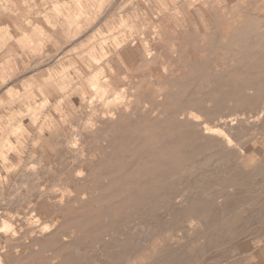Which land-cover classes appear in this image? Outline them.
<instances>
[{"label":"bare ground","instance_id":"bare-ground-1","mask_svg":"<svg viewBox=\"0 0 264 264\" xmlns=\"http://www.w3.org/2000/svg\"><path fill=\"white\" fill-rule=\"evenodd\" d=\"M207 4L210 3L175 0L169 6L176 12L181 13L186 8L192 15L199 16L202 19L199 26L202 24L205 27L199 36L204 49L210 55L213 50L211 46L218 44L220 57L224 53H231L230 57L226 56L230 59L229 63H213L207 67L204 76L193 78L186 83L185 88L178 78L175 82L178 91L173 93V103L167 104L163 93H160L156 96L154 107L139 113L132 97H136L135 101L140 100V90H148L145 84L135 80L134 76L130 79L128 71L122 73L127 85L118 86L114 75L104 77L102 83L99 77L109 68L115 74L117 68H113V63L124 59L122 49L127 44L136 51V70L142 67L141 64L148 67L161 60V72L167 74L171 60L181 65L184 57L190 58V53L182 48L184 34L181 21L176 24L180 25V30H175L178 32L175 37L178 43L172 40L168 47L161 30L136 32L138 35L130 39L132 31L128 34L110 26L108 29L112 30L101 45L88 51L85 64L92 78L89 86L97 92L94 97L99 94L104 99L106 96L104 104L102 101L100 103L104 107L112 103V107H105L106 110L95 121V125L103 126L100 131L105 129L113 133L106 143V148L110 149L108 155L78 158L83 163L76 167L74 177L79 184L83 182L84 188L78 193L79 204L76 205L73 220H59L63 206L75 202L72 200L74 191L69 186L58 191L62 196L55 200L56 196L53 193L50 196V191L37 194V197L46 199L57 210L53 220L41 221V216L32 209L33 224L31 219L29 224L28 217L25 219L27 224H24L17 211L0 212V264H22L27 258L44 254L48 248L53 251L51 264H91L92 261L112 264L124 255L138 264H143L149 258L154 260V264H197L193 258L197 254L194 247H172V233H180V238L191 243L201 242L210 248L217 237H234L246 230L247 223L264 218V199H249L247 195L257 186L264 187V172L260 171V166L264 165V0H240V3L235 4L239 12L231 13L233 21H225L223 30L219 29L221 32L215 36L206 35L210 23L205 16L213 17L206 9ZM216 16L217 13L214 19ZM221 16L219 18L223 20ZM120 17V22H123L124 16ZM219 22L215 20V23ZM187 33L188 38L191 34ZM140 44L145 47L143 52L140 51ZM195 54L197 57L200 53ZM235 60L239 65L228 74L225 73L223 68L232 66ZM195 65L198 68L195 70H205L202 60H198ZM109 87L112 93L107 92ZM106 92L110 97H107ZM96 99L93 107L98 103ZM93 115L96 116L95 113ZM92 117L89 114L87 118ZM86 119L84 132L78 133L80 139H65L64 148L67 152L84 153L85 146L82 142V146L79 145L81 136L84 137L82 140L89 141L100 132L95 131L94 124L88 125ZM21 129L23 133L36 134L37 137L41 132L30 126ZM20 136L15 146L18 148L17 154H12L13 139L12 146H9L6 137L0 139V175L3 178L11 172L6 169H12L10 163H5L6 158L16 162L15 156L22 157L19 152H23L24 139ZM256 146L262 149L261 153ZM252 159L255 160L253 166H247L246 162ZM46 164L49 166L50 163ZM92 165L109 171L102 175L107 178V182L104 180L106 183L93 180V186L88 187L87 177L90 174L87 169ZM27 174L22 171L20 176ZM35 174L29 173L30 180ZM197 187H201L200 192L190 195ZM208 187L219 191L215 194L214 190L208 191ZM228 188L239 190L230 195L222 194ZM212 199L218 204L214 205ZM32 201L27 203L31 208L36 205L37 199ZM245 202L253 205L248 214L236 210ZM221 214L225 217L222 218ZM102 217L109 221L102 226L91 223L92 218ZM185 223L193 230L191 237L183 233ZM195 223L197 225L194 227ZM72 225L82 228L85 233L95 230L102 235V239L86 243L80 237H73L70 234ZM158 232L164 235L161 242H148V246H142L135 252L137 243H146L150 234ZM50 243L56 247L54 250L49 247ZM93 243L105 250L102 256L87 254Z\"/></svg>","mask_w":264,"mask_h":264},{"label":"rangeland","instance_id":"rangeland-1","mask_svg":"<svg viewBox=\"0 0 264 264\" xmlns=\"http://www.w3.org/2000/svg\"><path fill=\"white\" fill-rule=\"evenodd\" d=\"M23 1L27 9L25 11L26 14L23 13L22 16L21 13H16L18 7L16 2L12 0H0V139L4 137L9 139L7 141L9 142V146H12V142L14 141V150L12 154H17L18 148L15 146L20 135L24 140L30 137L37 138L36 134L32 136L27 132L23 133L21 128L26 129L30 126L35 130L40 129L41 132L38 137H50L51 139H49V145L43 148L40 147L39 143L41 142L34 143V151L28 153L27 150L30 149L31 145L29 144L30 142H27L28 144L24 147V151L22 153L19 152V154H22V159L17 158L16 162L6 158L5 163H10L9 165H12V169H6L7 171H15L19 173V175L22 174V171H26L28 174H36L33 176L32 180L28 177H24L23 180H27L26 184L22 183V186L20 184L16 187L13 185L9 193L5 191L0 194V212L4 213L8 211V208L10 209L15 206L14 203L8 204L10 196L17 201L18 199L23 200L25 195L30 193L29 195H31L32 198L35 196L36 199H40L42 204L48 201L42 197H37L38 192L47 193L50 191V196H53L51 193L56 196L54 197L55 200L62 196L59 192L66 186H69L74 191L73 199H71L75 200V202L69 203V206H63V210L59 215V220L64 222L71 218L73 220V215L77 207L76 205L79 204L78 193L84 188L83 182L79 184L74 177L76 167L83 163L80 159L87 158L89 155H91L90 157L96 156L97 158L100 156L104 157L106 153L108 155L107 151L110 150L106 148V143L108 142L107 140L112 138L113 133L105 129L100 131V127L103 126L95 125V121L99 119L106 108L112 107V103L109 106L105 105V108L102 104H104L103 101L106 96L104 99H101L99 94L94 97L97 92L91 89V85L89 86L92 78L90 77L91 74H89L90 70L86 68L87 65L85 64V62L88 61V51L91 48L99 47L102 40L106 38L110 33L109 31L112 30L108 28L110 26H115L116 31H123L128 34L132 31L129 35L130 39L138 35L136 32L143 30L150 31L153 29L161 30L166 41L165 44L168 47L171 41L175 40V37L178 35V32L175 30H180V25L177 26L176 24L179 21L182 22L181 30H183L182 32L184 34L181 42L182 48L186 53H190V58L187 57V59L184 57L182 63H180L181 65L171 60L170 65L167 67V74L161 72L163 63L161 60L154 62L148 67H146L145 64H141L142 67L136 70L134 66V61L137 59L136 51L127 44V46H125L126 50L124 48L122 49L124 59H122L121 62L118 61L113 63V68H117L115 74L112 73L109 68L99 77V82L101 81L100 83H102L104 77H111L114 75L113 79H115L114 81L117 82L118 86L122 84L127 85L123 79L124 76L122 73L128 71L130 79L134 76L135 80H140L142 84H145L148 90H140V93H142V97L139 98L140 100L135 101L136 97H132L133 103L137 106V111L139 113L144 112L147 108L154 107L157 103L156 96L160 93H163L167 104L173 103V93L178 91V85H175V82L180 80L185 88L186 83H189L193 78L204 76L207 67L211 66L213 63L219 64L222 61H224V63H229L230 59L226 56L230 57L231 53H224V55L220 57L218 44H213L211 46L213 50L209 55L208 51L203 47L202 39L199 37L200 32H202L201 30L205 28L202 24L199 26L202 19L199 16L192 15L186 8L181 10V13L179 11L176 12L175 9H170L169 4L173 5L175 0ZM193 1L196 4L204 1L210 3L207 4L206 9L213 17L205 16L209 19L210 23L208 31L206 30V35L208 36H215L217 32L220 33V30H223L222 28L226 25V22L231 23L233 21L231 13L239 12L238 7L235 8V4H238V2L240 3V0ZM231 2H233V4ZM234 8L235 10H233ZM216 13L217 16L214 19ZM221 14L223 20L219 18ZM122 15L124 16V21L120 22V16ZM132 15L134 16L132 17ZM134 17H136V20H134ZM215 20L221 22L215 23ZM153 25H155L154 28ZM182 26L184 28H182ZM187 32L191 34L188 38ZM175 41L178 43V40ZM144 50V45L142 44L141 46L140 44V51L143 52ZM195 53H197V55L200 53L201 55L199 54V56L196 57ZM198 60H202L203 67L205 68L204 71L200 69L195 70V68H198L196 65V67L194 66V63L196 64ZM238 65L237 60H235L232 66L223 68V71L228 74L229 71L233 68L235 69ZM156 76H158L159 80ZM90 78L91 81H89ZM172 79L176 80L173 81ZM184 88L182 90H184ZM111 89L112 88L109 87L107 92H111ZM194 91L195 89L193 92ZM107 92L105 94H107ZM107 97L110 96L108 95ZM95 98H97L96 102L98 103H95L93 107ZM101 101L103 102L102 104H100ZM88 102L91 103L88 105ZM100 105H102V107H100ZM89 106L93 108L90 109ZM94 113L96 116L93 115ZM89 114L90 117H92L91 119H94L93 122H91L92 120L90 118H87ZM85 119L88 125L94 124V128H96L95 131L100 132L89 141L82 140L84 137L81 136L79 145H81L82 142V145L85 146L83 147L85 151H83L84 153L80 152V157L79 153L78 155L75 152H67L64 148V142L65 139L69 137L71 140L75 138L80 139L78 133L82 134L85 130ZM2 128H7V130L4 131ZM11 139H13V141ZM37 148L41 150L40 153L37 152L39 151ZM256 149L260 153L262 152L259 146H256ZM42 151H46L44 154L48 155L51 159L54 158V161H51L49 166H47L46 162L40 160ZM14 158H16V156ZM71 159L74 161H71ZM254 162V159L249 160L246 162V165L252 167ZM260 171L264 172V165L260 166ZM107 172L109 171L103 167L100 169L95 165L88 168L87 173L90 174V176L87 177L88 187L93 186V180L106 183L107 178L102 175ZM99 174L100 177H98ZM104 180H106V182ZM0 185L6 187L5 177L3 178L1 175ZM7 188H9V186H7ZM51 188L53 190H51ZM200 188L201 187H197L190 195L200 192ZM207 189L208 191H213L214 187H208ZM55 190H57V192H55ZM237 190H239V188L235 190L228 188L222 194L230 195ZM17 191L21 192L18 193ZM218 191L219 189H215L213 193L217 194ZM14 192L16 193L14 194ZM247 195L249 199L252 197L264 199V187L257 186L250 190ZM212 202L214 205L218 204L214 199H212ZM187 203L188 200L185 204ZM47 204L49 205L48 215H40L41 221L53 220V216L57 213V210L55 211V209L50 206L51 204L49 202ZM94 205L96 206L97 204ZM252 208L253 205L245 202L236 210L248 214V211ZM32 209L34 208H31L29 205L25 209L21 207L13 210H17L24 224H27L25 223L27 217L29 222L32 220L31 222L33 224L34 217H32ZM34 213H36L35 210ZM221 217L223 218L225 215L221 214ZM92 219L91 223L93 225L98 224L96 226H102L109 221L106 217ZM31 222L29 224H31ZM196 225L197 223L194 224V227ZM246 225V230L241 232L244 236L241 233H239L240 235H236L237 237L234 236L231 238H222L219 236L212 242L210 248L206 247L201 242L199 243L196 241L191 243L184 238H180V233H172V247L174 249L184 245L191 248L194 247L195 253L197 254H195L193 258H195L197 264H264V218L250 224L247 223ZM65 229H67V226H65ZM70 230L72 231L70 234L73 237H80L84 239L86 243L91 242L93 239H102V235L95 232V230L85 233L82 228L74 226L70 228ZM183 231H185L183 233L187 234L189 237L193 235V230L189 228L186 223L183 226ZM163 238L164 235L159 232L150 234L147 238V244H136L135 252H138L139 248L142 246H148V242H151V244L153 242L159 243ZM95 243L88 249L87 254L91 256H102L105 250L99 249ZM36 247L40 248V246ZM49 247L53 250L56 248L55 246V248L53 247L52 243L49 244ZM52 253L53 251L48 248V250L46 249L44 251V254H37V256L33 258H27L25 259V263L23 262L22 264H51L50 259ZM76 253L78 254L77 251H75V254ZM182 258L183 257H181L180 260H182ZM59 260L61 259L59 258ZM130 262L138 264L125 255L120 257L117 263L112 264H130ZM98 263L104 264L99 261ZM91 264H97V262L92 261ZM143 264H154V260L149 258Z\"/></svg>","mask_w":264,"mask_h":264},{"label":"crops","instance_id":"crops-1","mask_svg":"<svg viewBox=\"0 0 264 264\" xmlns=\"http://www.w3.org/2000/svg\"><path fill=\"white\" fill-rule=\"evenodd\" d=\"M13 2H16V4H17V11H16V13H21V15L23 16V13L24 14H26L25 13V11H26V9L27 8H25L26 6H24V1L23 0H12ZM16 15V14H15ZM17 17H19V16H17ZM17 21V20H16ZM15 21V22H16ZM4 131H6L7 130V128H2ZM49 139H51L50 137H43V138H41V137H37V138H28V139H25L24 140V143H23V148H22V151H24V147H26V145L28 144L27 142H30L29 144L31 145L30 146V149H28L27 150V153L28 152H31V151H34L33 150V146H34V143H36V142H41L40 143V147L41 148H43V147H45L46 145H49ZM26 143V144H25ZM37 145V144H36ZM38 149V148H37ZM39 151H37V152H39L40 153V149H38ZM26 151V150H25ZM46 152V151H45ZM44 151H42V153H41V156H40V160L41 161H44V162H47V163H50L51 161H54V158L53 159H51L48 155H46V154H44L45 153ZM19 159V158H21V157H16V159ZM22 159V158H21ZM28 175V176H27ZM27 175H23V176H20L19 175V173H16V172H14V171H11L10 172V174H7V175H4L5 176V181H6V187L5 186H1V189H0V194L1 193H4L5 191L7 192V193H9L10 191H11V189L10 188H12V186L14 185V187H16L17 185H19V184H21L22 185V183H24V184H26L27 183V180L24 182V177H28V178H30L29 177V174H27ZM12 176V177H11ZM23 177V178H22ZM30 182V181H29ZM14 183H16V184H14ZM7 186H9V188H7ZM6 188V189H5ZM30 194V193H29ZM29 194H26V196L24 197V199L22 200V199H18L17 201H15L16 199H13V198H11V201H9L10 199H8V204H12V203H14L15 204V206L14 207H12V208H8V211L9 212H13L14 213V211H17V210H13V209H15V208H21V207H24V209L26 208V207H28V204L27 203H29V201H31V200H36V198H35V196L32 198V196L31 195H29ZM30 205V204H29ZM49 205H47L46 203H42L41 204V202H40V199H37V202H36V205L33 207L34 208V210L36 211V213H38L39 215H41V216H44V214H46V215H48V212H49V207H48Z\"/></svg>","mask_w":264,"mask_h":264}]
</instances>
